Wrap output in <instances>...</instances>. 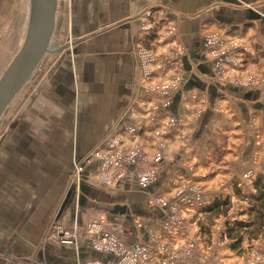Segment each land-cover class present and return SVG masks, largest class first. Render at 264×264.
Returning <instances> with one entry per match:
<instances>
[{
  "label": "crops",
  "instance_id": "0c3cea01",
  "mask_svg": "<svg viewBox=\"0 0 264 264\" xmlns=\"http://www.w3.org/2000/svg\"><path fill=\"white\" fill-rule=\"evenodd\" d=\"M149 8L163 13V25L175 26L183 47L180 63L185 80L172 96L141 91L133 50L153 38L139 30L141 14ZM74 20L70 34L79 38L78 44L62 51L63 23L56 14L50 51L38 68L42 80L31 91L22 120L11 123L0 141V245L4 243L5 264H17V258L29 255L38 244L42 247L41 238L52 220L80 227L103 212L106 227L124 243L145 244L151 235H159L181 264H212L214 257L206 260L203 248L191 240L196 242L190 226L181 230L170 222L171 207L153 204L149 198L183 188L181 180L210 190L228 178H239L247 169L257 173L264 163V87L237 86L224 76L229 71L223 76L216 73L200 34L201 26L211 21L227 35L255 27L259 34L239 37L246 35L242 41L248 49L258 44L260 56L264 55V0H80ZM155 73L159 77L152 82H164L163 72ZM129 111L135 113L133 119ZM135 125L156 130L169 141L161 150L164 158L160 156L153 184L138 190L135 168L128 165L113 190L82 184L79 194L72 188L60 195L71 152L77 160L98 144H107L109 133ZM99 170L100 163L94 161L84 170V179L98 185ZM59 198L63 203L55 210L53 203ZM206 205L194 210L203 212ZM84 241L80 254L52 244L43 246V253L40 250L28 263L74 264L73 256L114 262L112 255L94 252ZM188 246L194 249L186 255ZM239 260L230 256L228 263Z\"/></svg>",
  "mask_w": 264,
  "mask_h": 264
},
{
  "label": "rangeland",
  "instance_id": "374dc122",
  "mask_svg": "<svg viewBox=\"0 0 264 264\" xmlns=\"http://www.w3.org/2000/svg\"><path fill=\"white\" fill-rule=\"evenodd\" d=\"M27 2L29 3V0H0V76L15 54L19 51L18 49L24 41L29 12V5H27ZM59 4L60 7L57 15L58 18L60 17L62 19L63 24L61 26V34L62 37H65L61 49L62 51H68L74 49L76 44H78H75V42L79 38H75V40L72 38V35L70 34V26L72 22L75 21L74 18L79 14L80 0H59ZM150 16V27L155 30V35H153L152 40L145 41L146 43L148 42L147 44H141L142 42L136 44L133 50V56L138 63V76L142 82L141 91L143 93L144 91H148V95H151L153 92H158L162 95L167 91L169 96H172L175 92H172L171 90L173 89V91H175V89L181 88L185 80V75L180 67V57L183 53V47L180 41H178L175 26L169 25V23L163 25L164 15L162 12L154 10L151 12ZM144 22L145 21L142 18L140 20L139 30H141ZM217 26L218 25L211 21L206 25H202L200 28V34L205 45V53L209 60L210 58L213 60L215 72L217 73L218 71H221L220 74L223 76L225 70L229 71V73H225L224 76L229 81L238 83L237 86L243 84L264 87V55L260 56L263 51L259 52L258 44L252 47V50L250 48L248 49L249 44L242 41L246 38L247 34H249L250 37L259 34V30L255 27H245L243 30L241 28V30H236L234 33L227 35L225 30L220 29ZM263 31L264 30H262V33H264ZM243 34L246 35H244L245 37L242 39L239 35ZM209 38L210 40L212 39L220 42L221 45L217 48L213 45L214 43L209 45ZM139 47L144 48L146 53L152 55L154 63L151 68L153 67L154 70L164 68L167 61L172 60L171 66L163 69L164 82H152L156 77H159L156 73L150 76L148 79L149 81L145 79L143 76V64L138 59L137 55V48ZM260 49L262 48L260 47ZM248 52L251 57L247 56L246 53ZM41 78V70L38 71L37 69L31 76V85L28 88H25V86L7 108V112L0 120L1 142L3 141V137L7 135L11 123L17 120H22L20 116L21 113L24 114L23 108H26V103L29 100L31 91L37 87V84L42 80ZM160 87L161 89L157 90V88ZM191 98L195 99V97ZM129 116L133 119L135 113L131 111V115L129 114ZM171 123L172 122H170L169 125H171ZM178 125L179 123L177 125L175 123L174 128H177ZM133 127L137 130V132L133 134L125 131V129L109 133L107 136L109 139L106 142L104 141L107 144H98L93 150L77 160L74 157V153L71 152L70 166L67 169L68 173L66 172L64 176L66 179L60 195L63 197L64 192L71 188L74 189V194L76 195V193L79 192V186L82 184L95 185V187L107 191L113 190V188H116L120 184L118 180L116 181V179L112 178L114 175L113 173L123 172L125 174L126 166L129 163H134L132 166L135 168V173L145 175L154 172V176L156 177L159 170L158 164H161L157 161L159 159L157 157L163 156L161 150L167 147L169 141L163 140L156 130L150 132L146 129L141 130V128L138 126L136 127V125ZM164 129H167V125H165ZM169 131L166 130L167 133H169ZM148 146L149 149H151L149 151H147ZM138 155H140V157L137 160L136 157ZM125 159L130 162H125ZM116 160H119L120 163H124L123 167L116 165ZM94 161L100 163V170L97 175V178L100 180V182L97 183L98 185L90 183L83 177L86 167ZM111 162L112 164H110ZM258 167L259 171L257 173L252 169H247L239 178H228L226 183L219 184L217 187L210 190L204 188L202 184L197 185L193 182L180 179V184L185 182L183 188L174 187L169 193H160L158 195L154 193V195H150L149 199L153 204L160 201L167 204V208L168 206L171 207L168 211L170 212L169 216L172 218L170 222L177 223L182 220V218L185 219V221H182V227L188 229L187 227L190 226L191 236H193V234L195 235L196 242L194 241V238H191V240H193V243L196 244L197 248H203L204 258L206 260H210L214 257L212 264H229L228 261L230 260V256H236L241 259L239 262H230V264H263L264 216L260 220L261 225L259 226V223L253 220L255 211H252L251 203L248 199V197L256 195L253 185L258 179L257 176L260 175L261 177H264V163H261ZM109 174H112V176H108ZM155 177L154 180L156 179ZM137 184L138 190L139 188H143L139 184V181ZM190 188L191 191H189ZM62 200V198H59L58 200L55 199L53 209L56 210L60 204L63 203ZM195 200H197L199 206H203V204H209V206H204L203 208L205 211L203 212H196V210H194L196 205H192ZM215 203H217V205H214ZM115 204H117V202L113 205ZM75 206H77L76 208H80V205L78 206L77 202H75ZM212 206L213 208L208 210V208ZM82 209H84L83 205L81 209H78L79 212L82 211ZM103 214L104 212L95 215L90 219L91 223L94 222L95 218L104 216ZM0 216V230H2L1 200ZM188 217L190 218L188 219ZM52 224L54 226L50 231L49 228ZM88 224H90V222L84 224L85 226L78 227L74 222L73 225L67 227L59 220H52L41 238V245L50 247L53 244L59 248L67 247L71 248L74 252H77L76 247L74 248L72 245L64 246L59 243L58 234L65 235V233L68 232L69 236L76 237V240L79 243L77 247L80 246L81 248L84 246V243H81L82 240H84L81 231L85 230V227ZM230 228L234 229L232 230L233 236L242 238L241 242L237 243L235 240L228 238L227 230ZM76 230H79V232ZM1 234L3 235V230L0 233V242L3 240ZM8 239L15 241L14 236H9ZM84 242L86 243V241ZM3 245H0V264H5V260L8 259H4L5 248ZM38 245L29 255L17 258V264H32L34 260L33 258L36 254H38L40 250L41 254L43 253V246L41 247ZM5 246L7 245L5 244ZM39 247L41 248L39 249ZM193 249V247L188 246L184 253L186 255L190 254ZM213 250L215 251V254ZM171 254L176 256L173 250H171ZM218 254H222L225 257H219ZM72 258L74 264H81V261L85 262L87 259L81 258V260L78 261V258H75L74 256ZM156 260L161 262L162 259L157 258ZM7 261L10 262V260ZM28 261L32 262L28 263ZM37 262L34 264H40V262Z\"/></svg>",
  "mask_w": 264,
  "mask_h": 264
},
{
  "label": "built area",
  "instance_id": "2783aa9c",
  "mask_svg": "<svg viewBox=\"0 0 264 264\" xmlns=\"http://www.w3.org/2000/svg\"><path fill=\"white\" fill-rule=\"evenodd\" d=\"M151 12L152 10L149 8L148 10L144 11L141 14V17L144 19L145 22L143 23L140 31L145 36L155 35V30H153V28L150 27L151 26V16H150ZM208 42H209V45L211 43L215 44L216 40H212V39L210 40L209 38ZM137 55H138V59L143 64V72H144L143 76L145 77L146 80H148L152 74L153 75L155 74V70L153 69V67L151 68V66L154 63V59L152 55H149L148 53L145 52L144 48H140V47L137 48ZM171 64H172V60H168L165 67H170ZM180 67H181V63H180ZM164 68H159L158 70L163 72ZM160 89L161 87L157 88V90H160ZM171 91L175 92L177 91V89H175V91H173L172 89ZM166 93L168 92L166 91L163 94H166ZM129 114L131 115V111H129ZM125 131H128L130 134L137 132V130L133 126L126 127ZM139 157L140 155L136 157L137 160ZM157 158H159L157 161H159L160 163L162 160L161 157L158 156ZM124 161L125 162L127 161L128 163L130 162L127 159H125ZM115 162H116V165H120L121 167H123L124 165V163H120L119 160H116ZM110 164H112V162ZM133 164L134 163H129L127 164V166L133 165ZM113 174H114L113 176L112 174H109L108 176L111 175L112 178L116 179V181L118 180V182L124 176L123 172H114ZM138 174H137V181H139V184L143 188L153 184L154 177H155L154 172L150 174H145V175L144 174L138 175ZM157 202L160 205L165 206L164 202H160V201H157ZM192 205L199 206V203H197V200H195L193 201ZM177 224L180 225L179 228L181 230L184 229L181 225L183 224L181 220L177 222ZM53 226H54L53 224L50 225V228H49L50 231L52 230L51 228ZM85 228H86L85 230L81 231L83 234V236L82 235L81 236L84 238V240L87 243H89L91 250H93L94 252L96 251V252L102 253V254L111 253L112 257H114V262L112 264H181V262H179L176 259V257L171 254V250H172L171 245H169L168 243H164L163 242L164 240H162L159 235H155V236L151 235L150 237L151 239L149 243L144 244L140 242V243L129 245L119 240L111 231H109L108 227H106V219L103 216L97 217L96 219H94V222L92 223L90 222V224H88ZM76 231L79 232V230H76ZM58 242L64 246L72 245V247L77 248V251H78V248H80V246L77 247L79 243L76 240V237L71 236V235L69 236L68 232H66L65 235L58 234ZM78 254H80L79 251H78ZM159 255H161L162 257H159ZM157 258L162 259L161 262H158L156 260ZM78 261L80 260L78 259ZM81 264H103V263L99 259L89 258V259H86L85 262L81 261Z\"/></svg>",
  "mask_w": 264,
  "mask_h": 264
},
{
  "label": "water",
  "instance_id": "95a60500",
  "mask_svg": "<svg viewBox=\"0 0 264 264\" xmlns=\"http://www.w3.org/2000/svg\"><path fill=\"white\" fill-rule=\"evenodd\" d=\"M28 5L24 41L0 76V120L41 66L54 37L59 0H29Z\"/></svg>",
  "mask_w": 264,
  "mask_h": 264
},
{
  "label": "trees",
  "instance_id": "16d2710c",
  "mask_svg": "<svg viewBox=\"0 0 264 264\" xmlns=\"http://www.w3.org/2000/svg\"><path fill=\"white\" fill-rule=\"evenodd\" d=\"M257 178L258 179L254 182V185H253L256 195L250 196L248 197V199H249V202L251 203L252 211H255L253 220L259 223V226H260L261 225L260 220L264 216V177H261L260 175H258ZM214 205H217V203H215ZM213 206L208 208V210H211ZM232 230L234 229L230 228L227 230L228 238L231 240H235V242L237 243L241 242L242 238L233 236Z\"/></svg>",
  "mask_w": 264,
  "mask_h": 264
},
{
  "label": "bare ground",
  "instance_id": "6f19581e",
  "mask_svg": "<svg viewBox=\"0 0 264 264\" xmlns=\"http://www.w3.org/2000/svg\"><path fill=\"white\" fill-rule=\"evenodd\" d=\"M25 35V34H24ZM215 46H216V48L218 47V46H220L221 45V43L220 42H218V41H216L215 42V44H214ZM105 255H112L111 253L109 254V253H104Z\"/></svg>",
  "mask_w": 264,
  "mask_h": 264
}]
</instances>
